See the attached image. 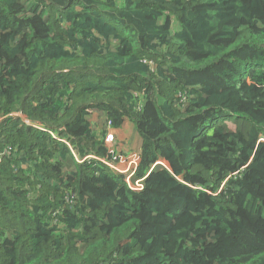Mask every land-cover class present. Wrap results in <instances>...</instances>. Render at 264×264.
<instances>
[{"label": "trees", "instance_id": "trees-1", "mask_svg": "<svg viewBox=\"0 0 264 264\" xmlns=\"http://www.w3.org/2000/svg\"><path fill=\"white\" fill-rule=\"evenodd\" d=\"M0 118V264H264V0H0Z\"/></svg>", "mask_w": 264, "mask_h": 264}, {"label": "rangeland", "instance_id": "rangeland-1", "mask_svg": "<svg viewBox=\"0 0 264 264\" xmlns=\"http://www.w3.org/2000/svg\"><path fill=\"white\" fill-rule=\"evenodd\" d=\"M106 145L112 154H116H114V157L116 156V162L109 164L116 166L118 173L126 176L128 180L130 178L132 179L134 176L130 175L132 174L133 167L138 163V157L141 151V140L132 125L122 126L118 130L113 129L109 123Z\"/></svg>", "mask_w": 264, "mask_h": 264}, {"label": "built area", "instance_id": "built-area-1", "mask_svg": "<svg viewBox=\"0 0 264 264\" xmlns=\"http://www.w3.org/2000/svg\"><path fill=\"white\" fill-rule=\"evenodd\" d=\"M2 121H3V118H0V123H1ZM2 157H3V155H2V153H0V162L2 161ZM109 165H110L111 169H114L116 172H118L116 166L111 165V164H109ZM130 176H134V172H133V171H132V174H131ZM126 179L128 180V178H126ZM130 179H131V178H130ZM130 179L128 180V182L131 184ZM140 183H141L140 180H139V181H136L135 184H134L135 187L139 188V187H140ZM131 185H132V184H131ZM134 185H132V186H134Z\"/></svg>", "mask_w": 264, "mask_h": 264}, {"label": "crops", "instance_id": "crops-1", "mask_svg": "<svg viewBox=\"0 0 264 264\" xmlns=\"http://www.w3.org/2000/svg\"><path fill=\"white\" fill-rule=\"evenodd\" d=\"M99 120V115L98 114H94L93 115V117H92V121L93 122H97ZM125 125H132V127L134 128V131L137 133V130H136V128H135V125L133 124V123H131L129 120H126L125 121V123H124V125L123 126H125ZM118 130H120V129H118ZM113 131V130H112ZM117 134V133H116ZM137 135H138V133H137ZM139 136V135H138ZM140 138V137H139ZM141 140V139H140ZM141 145H142V141H141ZM119 149V148H118ZM140 150H141V147H140Z\"/></svg>", "mask_w": 264, "mask_h": 264}, {"label": "water", "instance_id": "water-1", "mask_svg": "<svg viewBox=\"0 0 264 264\" xmlns=\"http://www.w3.org/2000/svg\"><path fill=\"white\" fill-rule=\"evenodd\" d=\"M114 133H115V131H114Z\"/></svg>", "mask_w": 264, "mask_h": 264}]
</instances>
